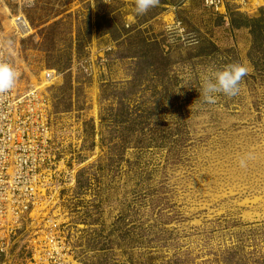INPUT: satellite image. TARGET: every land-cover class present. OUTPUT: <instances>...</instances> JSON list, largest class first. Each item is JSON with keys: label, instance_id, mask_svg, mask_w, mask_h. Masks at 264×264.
I'll use <instances>...</instances> for the list:
<instances>
[{"label": "rangeland", "instance_id": "rangeland-1", "mask_svg": "<svg viewBox=\"0 0 264 264\" xmlns=\"http://www.w3.org/2000/svg\"><path fill=\"white\" fill-rule=\"evenodd\" d=\"M0 42L23 87L55 71L71 264H264V0H0ZM233 64L239 93L205 103ZM28 234L0 264H29Z\"/></svg>", "mask_w": 264, "mask_h": 264}, {"label": "built area", "instance_id": "built-area-1", "mask_svg": "<svg viewBox=\"0 0 264 264\" xmlns=\"http://www.w3.org/2000/svg\"><path fill=\"white\" fill-rule=\"evenodd\" d=\"M0 63L16 71L2 42ZM52 78L47 73L44 81ZM19 79L17 73L14 87L0 93V256L8 255L15 239L27 231L29 264H71L69 232L65 223L55 222L60 215L48 206L59 169H55L56 156L50 148L46 85L27 88ZM40 241L42 250L38 249ZM38 251L42 252L36 256Z\"/></svg>", "mask_w": 264, "mask_h": 264}, {"label": "clouds", "instance_id": "clouds-1", "mask_svg": "<svg viewBox=\"0 0 264 264\" xmlns=\"http://www.w3.org/2000/svg\"><path fill=\"white\" fill-rule=\"evenodd\" d=\"M159 0H135L137 15L146 14L155 7ZM247 67L233 64L222 70L215 71L211 77L205 79L202 87V96L205 103L214 104L217 94L235 96L239 93L240 83L247 75ZM17 73L7 63H0V93L12 89L16 83Z\"/></svg>", "mask_w": 264, "mask_h": 264}, {"label": "bare ground", "instance_id": "bare-ground-1", "mask_svg": "<svg viewBox=\"0 0 264 264\" xmlns=\"http://www.w3.org/2000/svg\"><path fill=\"white\" fill-rule=\"evenodd\" d=\"M16 72H17V71H16ZM47 73H50V74H51V77H53V78H52L53 80H52V79H50V80L53 82L54 79H55V71H51V70H50V71H46V72H45V77H46V74H47ZM45 77H44V78H45ZM43 83H45V85H46L45 87H46V94H47V89L49 88V85H48V84L51 83V82H50V81H44ZM33 88H34V87H33ZM47 96H48V94H47ZM48 98H49V97H48ZM49 106H50V103H49ZM50 109H51V106H50ZM48 181H50V180H48ZM41 188H42V187H41ZM42 190H43V189H40V191H42ZM48 205H49V204H48ZM55 222L63 223V222L61 221V219H58V218H57V220H56ZM33 225H37V223H35V224H33ZM38 249H39V250H42V249H43V246L41 245V241H40V244L38 245ZM57 249L60 250L59 248H57ZM41 252H42V251H38L37 254H36V256H39ZM72 261H73V260H72V256H69V260H68V262H71V263H72Z\"/></svg>", "mask_w": 264, "mask_h": 264}]
</instances>
